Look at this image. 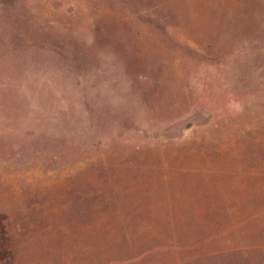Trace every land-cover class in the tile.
Instances as JSON below:
<instances>
[{
    "label": "rangeland",
    "instance_id": "374dc122",
    "mask_svg": "<svg viewBox=\"0 0 264 264\" xmlns=\"http://www.w3.org/2000/svg\"><path fill=\"white\" fill-rule=\"evenodd\" d=\"M0 264H264V0H0Z\"/></svg>",
    "mask_w": 264,
    "mask_h": 264
}]
</instances>
